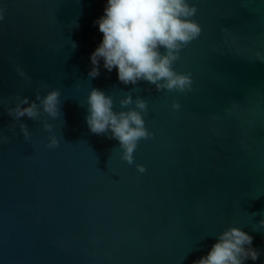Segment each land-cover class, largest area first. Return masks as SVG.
Segmentation results:
<instances>
[{"label":"water","instance_id":"obj_1","mask_svg":"<svg viewBox=\"0 0 264 264\" xmlns=\"http://www.w3.org/2000/svg\"><path fill=\"white\" fill-rule=\"evenodd\" d=\"M189 3L202 32L173 65L193 81L178 93L124 85L102 62L89 78L106 0H0V264H193L229 228L264 264V0ZM94 88L115 112L147 103L132 165L89 131ZM53 90L55 118L37 100ZM24 98L35 119L8 115Z\"/></svg>","mask_w":264,"mask_h":264},{"label":"clouds","instance_id":"obj_2","mask_svg":"<svg viewBox=\"0 0 264 264\" xmlns=\"http://www.w3.org/2000/svg\"><path fill=\"white\" fill-rule=\"evenodd\" d=\"M196 13L197 8L189 0H106L102 16L94 22L102 39L89 56V78L100 75L102 62L103 69L108 73L115 70L118 81L124 85L135 86L144 81L155 85L158 92L191 91V73H177L173 65L182 47L201 35V26L192 19ZM3 19L0 13V21ZM255 56L264 63V53L257 51ZM59 97V90H53L42 100L37 96V100L43 111L55 118L59 115ZM134 103L132 110L115 112L112 97L95 88L87 99L89 131L95 135L111 132V138L118 141L122 149L121 159L129 165L134 162L133 153L138 142L152 136L143 119L147 114L146 101L137 98ZM120 104L121 107L133 104L131 95ZM172 108L179 110L180 105L174 102ZM8 115L16 120L25 116L35 119L37 104L24 98L15 108L8 109ZM20 128L28 139L27 127L21 124ZM57 145V139L51 138L48 147ZM137 170L139 173L146 171L141 165H137ZM259 226L264 228V220ZM260 255L253 247L251 235L239 228H229L217 237L208 253L193 264H246L249 260L256 262Z\"/></svg>","mask_w":264,"mask_h":264}]
</instances>
